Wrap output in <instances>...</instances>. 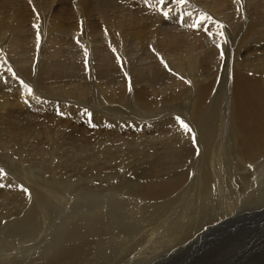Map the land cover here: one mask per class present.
<instances>
[{"label":"bare ground","instance_id":"obj_1","mask_svg":"<svg viewBox=\"0 0 264 264\" xmlns=\"http://www.w3.org/2000/svg\"><path fill=\"white\" fill-rule=\"evenodd\" d=\"M5 1L0 264L47 232L118 264L264 217V0Z\"/></svg>","mask_w":264,"mask_h":264},{"label":"rangeland","instance_id":"obj_2","mask_svg":"<svg viewBox=\"0 0 264 264\" xmlns=\"http://www.w3.org/2000/svg\"><path fill=\"white\" fill-rule=\"evenodd\" d=\"M173 2L175 1L173 0ZM148 3H150L149 0ZM8 8H10L9 2L5 0L0 1V12L9 11ZM199 8V10H204V5L203 8L202 6H199ZM152 9L153 7H147L148 11ZM59 10H63L64 12L65 8L61 7ZM0 17L3 18L1 14ZM177 18H179L177 22L183 21L185 18L186 20L188 19L187 15L183 12L180 13V16ZM195 31L200 36L201 33H204L198 30V28H195ZM3 62L4 61H2V63ZM6 65L8 64L5 62L3 64L4 68H7ZM224 66H226L224 70L226 71L228 67L227 63L224 62ZM4 173L7 176L10 174L7 171ZM25 192L27 195L28 192ZM256 218L257 219H252L251 217H247L239 223H234L219 232H197L199 235L194 239V245L191 241L184 246H179L182 247L180 249L182 254L180 255H177L178 250L175 247L183 240L182 233L167 232L163 235V238H160V242L158 241L157 246H160L158 250H156L157 248H154V246H148L146 242V244L144 243L133 250L129 256H125L126 259H124L129 260L124 263L122 261L118 264H181L182 261H184V263L188 262L189 264H264V217L256 216ZM64 233L65 232H47L45 235L32 242L10 247V262L4 264L66 263L67 260L65 255L61 253L59 249ZM174 233L177 234L173 239L179 240L170 246L168 243L170 237ZM56 234H58V242L54 244L53 235ZM35 244H38L37 247H34ZM43 246H48L49 248L44 249ZM11 249L14 250L15 255L12 254ZM17 253H19L20 256H17ZM198 253L199 256L195 257Z\"/></svg>","mask_w":264,"mask_h":264},{"label":"snow or ice","instance_id":"obj_3","mask_svg":"<svg viewBox=\"0 0 264 264\" xmlns=\"http://www.w3.org/2000/svg\"><path fill=\"white\" fill-rule=\"evenodd\" d=\"M168 2H170V0H168ZM180 2L183 3L184 0H180ZM163 15H164L165 17H167V16L169 15V13H168V12H164ZM207 18H208V17L205 16V19H207ZM34 26H36V25H34ZM36 27H38V26H36ZM220 27L222 28L223 25H220ZM209 35H211V33H209ZM220 35H223V32H221ZM38 39H39V35H38ZM78 42H79V41H78ZM113 51H115V49H113ZM117 59L119 60V57H117ZM162 62H163V61H162ZM29 91L31 92V89H29ZM176 119H177V120L183 125V127H184L185 129H188V125L185 124L182 120H180L179 117H177ZM189 130H190V129H189ZM2 171H3V170L0 169V172H2ZM24 191H27V189H24Z\"/></svg>","mask_w":264,"mask_h":264}]
</instances>
